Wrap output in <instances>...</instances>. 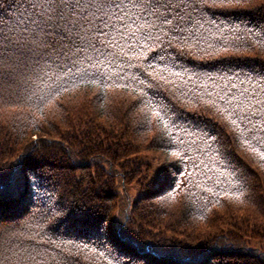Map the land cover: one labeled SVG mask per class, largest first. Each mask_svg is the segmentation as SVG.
Returning <instances> with one entry per match:
<instances>
[{"label": "trees", "instance_id": "1", "mask_svg": "<svg viewBox=\"0 0 264 264\" xmlns=\"http://www.w3.org/2000/svg\"><path fill=\"white\" fill-rule=\"evenodd\" d=\"M182 2L109 55L0 0V264H264V0Z\"/></svg>", "mask_w": 264, "mask_h": 264}, {"label": "snow or ice", "instance_id": "2", "mask_svg": "<svg viewBox=\"0 0 264 264\" xmlns=\"http://www.w3.org/2000/svg\"><path fill=\"white\" fill-rule=\"evenodd\" d=\"M186 7L189 5L182 0H29L20 23L24 30L29 25L42 31L59 28L62 36L73 43V37L81 42L76 52L102 53L110 49L109 55H114L116 50L123 52L119 40L126 36L131 40L138 33H147L151 40L157 22L179 26L184 19L180 10ZM172 13L175 15L170 19ZM0 87H4L2 80Z\"/></svg>", "mask_w": 264, "mask_h": 264}, {"label": "rangeland", "instance_id": "3", "mask_svg": "<svg viewBox=\"0 0 264 264\" xmlns=\"http://www.w3.org/2000/svg\"><path fill=\"white\" fill-rule=\"evenodd\" d=\"M142 160L146 163H148V165L150 166V177L149 180H152L153 178H157L160 172V165L158 163H156L154 160H152L150 157H143ZM153 182V181H152ZM120 190V188H119ZM142 189L141 187L137 184V183H133L130 187H129V194L131 195V198H137L140 193H141ZM253 248L257 247V243H254Z\"/></svg>", "mask_w": 264, "mask_h": 264}]
</instances>
